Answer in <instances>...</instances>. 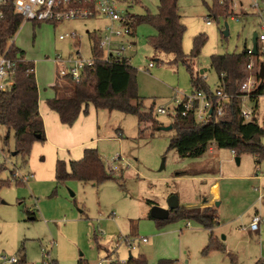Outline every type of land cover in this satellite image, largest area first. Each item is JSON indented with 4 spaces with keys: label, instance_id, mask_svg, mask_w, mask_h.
<instances>
[{
    "label": "rangeland",
    "instance_id": "obj_1",
    "mask_svg": "<svg viewBox=\"0 0 264 264\" xmlns=\"http://www.w3.org/2000/svg\"><path fill=\"white\" fill-rule=\"evenodd\" d=\"M119 2L124 13L139 16L158 13L159 0ZM250 3V0H232L231 12L237 16L215 18L210 13L215 0H179L182 23L187 29L183 52L190 56L195 39L206 37L199 57L193 60V68L200 75L205 71L203 77L211 90L219 86L211 57L241 54L246 47L252 48L254 34L261 31ZM260 7L264 9V0H260ZM104 24V20L94 19L58 24L23 23L10 43L14 42L24 52L26 61L35 64L42 105L54 98L55 59L74 56L77 44L84 52L81 57L89 59V33L96 30L94 33L103 32V35ZM226 25L228 36L224 35ZM72 32L76 33V39H60ZM156 34L153 26L141 24L134 35L123 40L129 47L127 55L132 57L131 64L138 70L136 80L142 113L153 107L154 119L140 126L137 116L117 111L95 109L94 113L93 108L86 115L88 122H97L96 129L103 139L93 149L98 150L113 180L96 184L69 179L59 183L56 164L60 158H67L68 153L46 140L34 143L26 158L15 155L14 132L0 125V167L5 168L0 179L7 181L0 189V258L16 257L28 264H39L44 248L57 264L122 263L129 259L130 253L143 255L148 264L160 261L255 264L264 259V252L260 253V247L264 248V227L255 236L243 230L256 211L264 216L261 200L264 179H257L264 177V160L259 163L255 156L244 153L240 156L241 164L237 165V156H232L230 149H220L212 159L207 151L202 156L205 166L199 167L195 166L199 158H181L175 150H169L176 131L162 128L173 123L176 98L182 100L191 95L193 87L189 71L183 64L174 63V55L151 47L150 40ZM259 60L264 64L263 56ZM246 104L251 110L255 108L251 99ZM159 108H165L167 113L159 114ZM256 117L264 124V89ZM201 170L207 173L200 175H219L224 192L222 201L218 200L215 206L219 225L212 233L225 250H212L208 254L204 250L209 244L210 230L196 220L159 223L150 217L151 207L147 203L153 201L161 208H168L170 198L176 196L180 207L200 204L204 187L185 174ZM236 230L241 232L236 234ZM142 238H147L149 243L137 242ZM127 239L136 241L135 250L127 246Z\"/></svg>",
    "mask_w": 264,
    "mask_h": 264
},
{
    "label": "trees",
    "instance_id": "obj_2",
    "mask_svg": "<svg viewBox=\"0 0 264 264\" xmlns=\"http://www.w3.org/2000/svg\"><path fill=\"white\" fill-rule=\"evenodd\" d=\"M14 0H6L3 5L5 18L0 21V54H7V58L16 59L12 86L0 90V125L14 132L16 142L15 155L24 158L31 153L34 143L46 142L44 122L39 111L40 93L36 78V66L24 58V52L13 43L15 35L20 30L24 21L15 13ZM230 4L232 0H215L211 9L212 16L233 17ZM127 25L133 29V35L141 24H149L157 30L156 36L151 38L150 45L155 51H161L175 56L174 63L183 64L190 73L193 93L204 92L212 97L214 111L210 113L205 122L196 119L195 110L183 115L181 107L175 109L176 116L172 123V129L176 136L170 140L169 150H175L181 158H201L214 143L219 149L235 151L237 157L244 153L257 158V162L264 160V124H260L256 117L258 98L263 95V89L259 88L251 97L255 103L253 119L245 122L241 118L240 87L247 78V65L252 59L260 63L259 46L257 55H250L246 47L241 54L213 55L211 67L218 75L220 86L215 91L207 85L204 77L194 70L193 60L200 55L202 47L206 43V37L201 35L194 41V48L190 56L183 52V39L186 26L182 23L179 12V0H159L158 13L156 15H132L127 13ZM40 25L41 23H35ZM91 56L95 61L93 70L86 69L79 82L73 83L65 80L61 85L55 84L52 89L56 96L47 101L48 107L57 113L61 123L73 126L81 115L89 114V107L93 106L97 111L121 112L138 117L139 125L154 119V108L142 113V98L138 93L137 72L132 64L105 62V51L100 48V36L90 33ZM259 77L258 73L256 74ZM260 80V79H259ZM229 98L224 106V115L216 116V104L220 96ZM198 105V104H197ZM141 133L143 130L141 129ZM9 137V135H8ZM7 137V139H8ZM69 166V167H68ZM5 168L0 167V176ZM14 175V173H12ZM56 180L61 183L69 179L81 182H94L96 184L113 180V176L107 172L102 158L97 149H86L84 156L79 161H72L69 165L61 160L57 161L55 170ZM7 181L0 179V189ZM150 207L155 203L147 201ZM218 215L215 207H179L171 211L166 221L169 223L177 219L196 220L207 230L212 231L218 225ZM212 250H225L223 244L211 232L209 244L204 253ZM26 260L22 259L21 264ZM79 264H84L82 261ZM113 264H148L143 255L131 256L126 262L114 261ZM158 264H171L168 261H160ZM255 264H264V259Z\"/></svg>",
    "mask_w": 264,
    "mask_h": 264
},
{
    "label": "built area",
    "instance_id": "obj_3",
    "mask_svg": "<svg viewBox=\"0 0 264 264\" xmlns=\"http://www.w3.org/2000/svg\"><path fill=\"white\" fill-rule=\"evenodd\" d=\"M250 8L255 11V15L259 20L261 28L258 34L259 53L264 57V9L260 7V0H250ZM6 0H0V21L5 18L3 5ZM15 13L22 17L23 21L33 23H63L74 21H86L92 19H104L107 25L104 34L100 36V48L105 51V62L122 63L126 61L131 64V59L127 55L128 46L123 42L124 39L133 35V29L127 25V13L121 9L119 0H14ZM210 24V21H208ZM66 38L76 39V33L72 32L61 36V40ZM248 53L253 55V50L249 49ZM57 66V77L52 85H61L66 79L73 83L80 81L86 69L93 70L95 61L91 58L83 59L79 55L69 56L67 58L57 57L54 61ZM16 59L7 58V54H0V90L5 91L12 86ZM152 67V64L149 65ZM260 63H256L254 59L246 67L248 72L247 78L240 87V105L241 118L245 122L253 119V110L249 109L248 100L259 90L260 80L259 74ZM256 71V72H255ZM212 97L204 92L192 93L189 96L176 98L175 103L183 110V115L187 112L195 110L196 119L200 122L208 120L210 111L213 110ZM229 98L225 95L220 96L216 104V116L220 118L224 115V106ZM198 104V105H197ZM159 114H166L165 108H159ZM233 156H237L232 151ZM264 225V216L256 214L252 218L249 229L253 232L260 233L261 227ZM188 227L190 225L188 224ZM147 238L137 240L143 244L148 243ZM127 246L131 250L136 249V241L125 240ZM42 261L39 264H56L50 257L48 250L42 248ZM22 259L16 257L2 256L0 264H21ZM25 264H28L27 262ZM99 264H105L103 262Z\"/></svg>",
    "mask_w": 264,
    "mask_h": 264
},
{
    "label": "crops",
    "instance_id": "obj_4",
    "mask_svg": "<svg viewBox=\"0 0 264 264\" xmlns=\"http://www.w3.org/2000/svg\"><path fill=\"white\" fill-rule=\"evenodd\" d=\"M94 20H104V19H94ZM104 21H105V24H104L105 26L103 29H105V27L107 25V21L106 20H104ZM95 31L96 30H94V32ZM94 32H92V33H94ZM102 33H100L99 36H101ZM89 38H90V33H89ZM90 42H91V40H90ZM13 44L15 45L14 42H13ZM91 44L92 43H90V47H89L90 48V51H89L90 55L88 56L90 58L92 57L91 56ZM248 49H252V48L250 47ZM83 53L84 52L82 51L80 44H77L76 55H79L81 57V56H83ZM128 57L130 59L132 58V57H130V55H128ZM204 73H205V71H203V74H201V75L204 76ZM36 78H37V76H36ZM37 80H38V78H37ZM37 83H38V81H37ZM219 86H220V83H219ZM219 86L217 88H219ZM263 87H264V84H263ZM38 88H39V85H38ZM55 96H56V94L54 93V97ZM47 101L43 105H42L43 101L42 100L39 101V111H40L41 117H42L43 122H44L46 140H48L50 142V144L58 146L60 149L65 151L66 154L68 153L67 158H64V159L60 158V160H62V161L64 160V162H66L68 165L72 161H76L78 159L81 160L84 156V152L86 149L95 148L96 145L99 142H101V140L103 139V137L99 135V132L96 129L97 122H95L94 120H91L90 122H88L87 121L88 118H86V116H84V115H81L79 117L78 121L73 126L70 127V126L64 125L61 123L59 115L57 113H55L54 111H52L48 107ZM258 101H259V98H258ZM93 108L94 107L92 106L91 109H89V111L90 110L92 111ZM93 112L96 113L95 108H94ZM263 123H264V120H263ZM216 150L219 151L220 149H218L217 146L213 143L208 150V152L210 153L211 159H212V157L218 156V154L216 153L217 152ZM231 153H232V151H231ZM232 156H233V154H232ZM203 157H202V159L199 158V161L196 163L197 165H195V166H199V167L205 166L206 161L203 160ZM210 161H212V160H210ZM210 161H208V163H210ZM241 161L242 160L240 158V164H241ZM219 172H220V169H219ZM201 173H207V171L203 172V170H201V171H196L194 173L185 174L186 178L191 179L192 181H198L204 187V192H203V195L201 196L202 202H200V204L188 203L186 205V208H193L195 206L200 207V208L215 207L217 201L218 200L222 201V199H223L224 192H223V187L221 184L220 176L219 175L213 176L212 174L200 175ZM257 179L261 181L264 179V177L258 176ZM261 200L263 201V204H264V197L261 198ZM221 204H222V202H220V204H218V205H221ZM155 205H156V203H155ZM258 213L259 212L256 211V213L254 215H256ZM254 215L252 216V218L254 217ZM252 218L250 219V223L252 221ZM250 223L248 224L247 227L243 228V230L247 229L250 232L249 236H255L254 234H257L258 232H253L249 229ZM218 225H219V223H218ZM263 227H264V225H262L261 229ZM211 232H213V231H211ZM238 232H241V231H238V230L235 231L236 234H239ZM227 235H228V237H230L229 234H227ZM258 236H260V235H258ZM148 243H149V241H148ZM263 252H264V248L260 247V253L262 255H263ZM131 255L132 254L130 253V256ZM130 256H129V258H130ZM126 261H124V262H126ZM124 262H122V263H124Z\"/></svg>",
    "mask_w": 264,
    "mask_h": 264
},
{
    "label": "water",
    "instance_id": "obj_5",
    "mask_svg": "<svg viewBox=\"0 0 264 264\" xmlns=\"http://www.w3.org/2000/svg\"><path fill=\"white\" fill-rule=\"evenodd\" d=\"M229 34V30H228V26L226 25V29L224 31V35L228 36ZM258 34L255 33L253 36V46H252V50H253V54L256 56L257 55V48H258ZM201 74H203V71L201 72ZM259 79H260V85L259 88L263 87V84L261 83V81L264 80V64L261 63L260 64V70H259ZM213 110L210 111V113H212ZM163 130L167 131V130H171L172 126H169L167 128H162ZM15 154V153H14ZM235 161L237 163V165L240 164V158L236 157ZM180 207L179 205V199L176 196H173L170 198L169 202H168V208H161L157 205H154L153 207H151V211H150V217L154 220H158V221H166L169 217H170V213L171 211H175ZM132 256V255H131ZM130 256V258H131Z\"/></svg>",
    "mask_w": 264,
    "mask_h": 264
}]
</instances>
